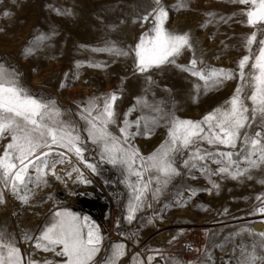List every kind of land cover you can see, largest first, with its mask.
I'll use <instances>...</instances> for the list:
<instances>
[{
  "label": "rangeland",
  "instance_id": "obj_1",
  "mask_svg": "<svg viewBox=\"0 0 264 264\" xmlns=\"http://www.w3.org/2000/svg\"><path fill=\"white\" fill-rule=\"evenodd\" d=\"M161 5L168 13L165 29L187 34L191 48L182 50L175 64L141 73L134 50L141 36L154 35L150 29L155 13L147 22L142 19L156 7L153 0H0V66L18 74L20 86L33 97L55 101L60 111L56 119L74 125L85 148V162H81L73 153L53 145L50 159H59L56 152H64L66 162L55 165L56 175L45 169L46 184H28L31 191L26 203L19 198L24 190L13 194L10 185L0 184V232L15 242L25 264L28 258L38 264L45 260L60 264L61 257L36 249L34 244L55 212L65 210L88 217L104 238L93 264H105L117 244L123 245V250L116 264H240L242 249L251 250L254 245L258 254H264L259 247L264 243L260 236L264 214L254 212L264 203V167L234 179L185 168L186 154L177 156L175 166L180 174L157 198L153 199L150 190L129 220L133 192L126 179L135 183L136 177L102 160L100 150L87 139L81 110L96 98L102 108L103 99L114 94L116 123L109 125V131L119 136L127 119L133 125L129 131L143 133L130 143L146 157L167 139L168 117L200 121L226 105L242 83L238 64L250 55L249 48L244 72L258 75L252 65L259 55V42L264 40V24L251 27L242 14L253 5L232 0H161ZM253 33L255 41L247 45ZM124 52L128 55L120 54ZM193 59L198 61V69H223L231 71L234 78L205 90L203 81L181 70L190 67ZM251 92L250 86L244 87V96ZM245 102L251 105V101ZM157 108L165 119L149 134L144 125L151 127L153 118H159ZM136 121H140L139 129ZM253 130L260 129L253 125ZM9 142L7 134L0 138V155ZM86 163L94 164L96 171ZM208 167L215 172L218 166L209 162ZM240 167L248 165L241 162ZM29 175L35 180L37 174L30 168ZM156 187L153 183L150 189ZM25 234L32 239L26 242ZM184 245L192 254H183Z\"/></svg>",
  "mask_w": 264,
  "mask_h": 264
},
{
  "label": "snow or ice",
  "instance_id": "obj_2",
  "mask_svg": "<svg viewBox=\"0 0 264 264\" xmlns=\"http://www.w3.org/2000/svg\"><path fill=\"white\" fill-rule=\"evenodd\" d=\"M232 2L254 6L250 10L242 11V14L247 16L249 26L264 24V0ZM153 3L156 6L153 12L142 19L147 22L149 16L155 13L153 27L150 29L154 35L145 33L140 37L134 50L137 69L141 73L165 64H175V58L181 55L182 50L191 48L187 34H175L165 29L168 13L161 5V0H153ZM254 41L255 33L248 38L247 45ZM259 43L261 45L259 55L255 57L252 65L253 69L258 70V75L244 72L251 55L249 48L250 55L244 56L238 64L240 70L238 76L242 83L226 105L216 108L200 121L168 117L167 139L146 157L130 143L135 135L143 133L129 131L133 125L127 119L119 128V136L109 131V125L116 123L113 107L116 95L104 98L102 108L96 103V99H99L96 98L90 100L87 107L81 110V118L86 124L87 139L100 150L101 159L114 167L119 166L128 176L136 177L135 183L126 179L133 192V202L129 203V220L133 218L135 211L141 208L150 190L153 199L157 198L171 179L180 174L175 166L177 156L186 154L187 158L183 160L185 168H198L210 175L226 174L234 179L250 172L251 169L264 167V40ZM120 54L128 55L127 52ZM197 63L198 61L193 59L190 67H182L181 70L190 72L192 76L203 81L205 90L208 85L215 87L224 80L234 78L231 71L198 69ZM247 77H251V80ZM246 86L252 88L248 96L243 95ZM196 90L200 91V85L196 86ZM246 100L251 101L250 106ZM155 111L161 113L159 118H153L150 122L151 127L148 124L144 125L149 134L160 120L165 119L161 109L157 108ZM93 112L96 115H93ZM59 115L60 111L56 108L55 101L45 102L33 97L27 89L20 86L18 74L9 73L0 66V138H5V134L11 137V142L5 146L3 155H0V184L6 187L10 185L13 194L24 190L25 194L19 198L25 203L29 199L27 192L31 191L28 184L35 183L37 187L46 184L45 169L56 175L55 165L66 162L64 152H56L55 155L59 159H50L53 145L66 149L78 160L85 162L83 156L85 148L82 147L84 139L74 125L56 119ZM253 125L260 130H253ZM135 127L138 129L141 127L140 121L135 122ZM204 144L208 147L203 148ZM220 147L229 150L221 151ZM42 149L47 150L41 151ZM209 162L218 166L215 172L208 167ZM241 162L248 167L241 168ZM86 167L93 172L96 171L94 164L86 163ZM30 168L37 174L35 180L29 175ZM73 171L79 172V169L74 168ZM146 173L149 174L147 179ZM56 178L61 179L59 176ZM153 183L157 187L150 189ZM256 199L261 200V197L258 196ZM0 203H3L2 193ZM254 212L264 214V203L255 208ZM260 236L264 237V232H261ZM31 239L28 234L24 235L26 242ZM103 239L99 229L88 217H79L65 210L55 212L50 225L36 237L34 247L61 257L60 264H93L100 252ZM45 241L47 243H43ZM259 247L261 253H264V243ZM256 248L254 245L251 250L242 249L243 259L240 264H264V254H258ZM122 250L123 245H115L112 256L106 259L105 264H116ZM0 264H25L21 250L16 247L14 241L6 240L3 232H0ZM27 264L38 262L28 258ZM44 264H53V261L45 260Z\"/></svg>",
  "mask_w": 264,
  "mask_h": 264
},
{
  "label": "built area",
  "instance_id": "obj_3",
  "mask_svg": "<svg viewBox=\"0 0 264 264\" xmlns=\"http://www.w3.org/2000/svg\"><path fill=\"white\" fill-rule=\"evenodd\" d=\"M182 252L184 255H190L192 254V249L188 245H184L182 247Z\"/></svg>",
  "mask_w": 264,
  "mask_h": 264
}]
</instances>
